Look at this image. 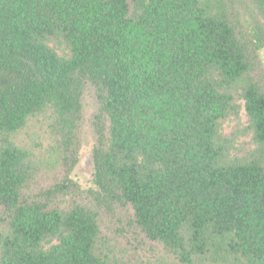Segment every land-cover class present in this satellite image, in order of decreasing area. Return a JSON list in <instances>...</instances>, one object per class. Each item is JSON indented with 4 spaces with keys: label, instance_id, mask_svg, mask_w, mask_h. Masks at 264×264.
<instances>
[{
    "label": "trees",
    "instance_id": "obj_1",
    "mask_svg": "<svg viewBox=\"0 0 264 264\" xmlns=\"http://www.w3.org/2000/svg\"><path fill=\"white\" fill-rule=\"evenodd\" d=\"M262 53L264 0H0V264H264Z\"/></svg>",
    "mask_w": 264,
    "mask_h": 264
},
{
    "label": "rangeland",
    "instance_id": "obj_2",
    "mask_svg": "<svg viewBox=\"0 0 264 264\" xmlns=\"http://www.w3.org/2000/svg\"><path fill=\"white\" fill-rule=\"evenodd\" d=\"M263 62H264V53H262ZM86 114L88 118V122L86 121V125L84 128L83 135V145L80 154V161L73 173V179L79 183L81 187L84 189H89L93 186V148H94V139L90 130L89 125V117L93 113L94 107L91 100H88V105L86 106ZM243 116V120L245 121V117ZM23 138L25 139V143L30 145L31 147L38 146L39 142L43 143L44 147L47 146V141L45 138H40L39 133H32L30 135L26 134Z\"/></svg>",
    "mask_w": 264,
    "mask_h": 264
}]
</instances>
